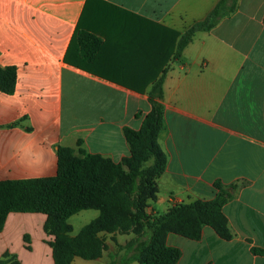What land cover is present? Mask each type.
Here are the masks:
<instances>
[{
  "label": "crops",
  "instance_id": "1",
  "mask_svg": "<svg viewBox=\"0 0 264 264\" xmlns=\"http://www.w3.org/2000/svg\"><path fill=\"white\" fill-rule=\"evenodd\" d=\"M216 1L0 0V68L15 69L13 89L0 87V182L55 175L58 146L115 161L127 156L124 129L140 128L148 92L163 75L156 141L165 167L150 211H165L170 198L210 195L216 179L244 183L222 207L229 239L209 226L197 240L167 234L181 252L175 264H264V0H237L174 56L175 32L203 19ZM98 214L92 207L72 213L68 234ZM46 219L9 211L0 258L54 264ZM103 235L100 256H73L68 264L124 257L132 233Z\"/></svg>",
  "mask_w": 264,
  "mask_h": 264
},
{
  "label": "trees",
  "instance_id": "2",
  "mask_svg": "<svg viewBox=\"0 0 264 264\" xmlns=\"http://www.w3.org/2000/svg\"><path fill=\"white\" fill-rule=\"evenodd\" d=\"M237 0H217L207 15L192 23L183 32H175L177 39L174 56L197 30H209L222 17L236 8ZM264 21V16H263ZM161 75L148 92L150 110L138 130L124 129L129 154L115 161L97 153L57 147V170L50 177L11 179L0 182V229L9 211H36L47 215L45 228L53 234L51 241L54 264H68L73 256L92 259L100 256L103 242L100 232H114L127 228L129 222L138 223L135 235L124 248L126 254L110 264H175L181 252L168 245L166 236L175 233L197 240L204 224L212 227L222 239L231 232L222 210L243 181L224 184L213 181L215 194L208 200H194L169 207L160 215L147 212L149 200L155 198L156 181L165 167V155L156 137L162 127ZM15 69L0 68V87L13 89ZM96 208L99 214L75 235L68 234L67 218L83 208ZM25 240L27 236H24ZM253 252H261L252 247ZM131 251L130 254H127ZM0 264H19L13 256L4 254Z\"/></svg>",
  "mask_w": 264,
  "mask_h": 264
},
{
  "label": "rangeland",
  "instance_id": "3",
  "mask_svg": "<svg viewBox=\"0 0 264 264\" xmlns=\"http://www.w3.org/2000/svg\"><path fill=\"white\" fill-rule=\"evenodd\" d=\"M156 193L158 192V186H157V183H156ZM207 190V189H206ZM215 191H216V189L214 188V187H212V194H210L209 195V191L207 190L205 193H203V195H204V197L203 198H197V199H200V200H208V199H210V198H212L213 196H214V194H215ZM156 193H155V198H156ZM206 195H209V196H206ZM213 195V196H212ZM210 196H212V197H210ZM154 198V199H155ZM153 199V200H154ZM197 199H192V200H190V201H176V200H174V199H172V198H170L169 199V207H171L172 205H175V204H179V203H189V202H191V201H194V200H197ZM152 200H149V205H148V207L146 208V210H147V212H152V214L153 215H160V214H162V213H164L165 211H163V212H161V213H156V212H153V209H152V211H150L151 210V208H150V202H151ZM226 224H227V222H226ZM126 225H129V226H127V228H125V229H120V230H116V231H114V232H109L110 234H111V239H115V237H114V235L115 234H117V233H119V234H125V233H132V235L134 236L135 235V232H134V230L133 229H135L136 227H138V223L137 224H135L133 221L132 222H129V223H127ZM204 226H208V225H206V224H204L203 226H202V229H203V227ZM210 227V226H209ZM210 228H212V227H210ZM210 228H206V230L207 229H210ZM213 229V228H212ZM214 230V229H213ZM106 234L107 232H100L99 233V236L101 237V239H102V242H103V245L105 246V244H104V240H105V237H104V235L103 234ZM53 235V234H52ZM218 235V234H217ZM132 236V237H133ZM53 240V239H52Z\"/></svg>",
  "mask_w": 264,
  "mask_h": 264
}]
</instances>
